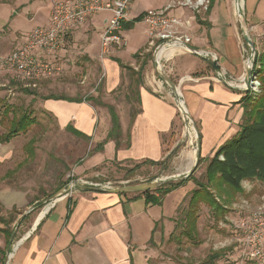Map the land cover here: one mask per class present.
Masks as SVG:
<instances>
[{"label": "crops", "instance_id": "1", "mask_svg": "<svg viewBox=\"0 0 264 264\" xmlns=\"http://www.w3.org/2000/svg\"><path fill=\"white\" fill-rule=\"evenodd\" d=\"M234 1L211 0L208 11L195 18L186 9L172 10L170 15L188 20L190 28L182 32L191 38L190 46L217 53L221 70L237 78L244 73V64ZM170 2L134 0L129 9L128 22L141 18L147 11L161 10ZM243 14L250 30H260L264 25V0H243ZM105 20L98 37L105 27ZM93 22L91 25H94ZM142 24L140 19L134 26ZM5 25L6 22L0 19V27ZM77 30L65 33L61 39V50L48 57L51 63L60 59L66 46L74 42L80 33ZM146 45L147 41L136 48L137 55L141 56ZM101 62V69L105 72L101 93L90 97L98 99L103 105L64 100H43L41 105L55 119L59 130L67 132V127H71L87 139L67 132L73 138L92 143V154L75 168V177L82 180H95L96 174L104 176L105 172L117 167L141 165L143 170L149 166H142L144 162L160 165L178 148L183 134V122L170 97L171 89L156 74L153 62H148L142 70L143 84L136 92L138 108L131 118L129 106L116 103L113 97L124 73L120 65L131 68L140 64L134 57L131 60L118 58ZM164 74L178 86L187 108L185 110L194 120L199 137L196 168L200 169L188 175L196 155L195 150L186 151L184 161L187 163H179L178 179L171 181L184 180L182 186L165 195L158 205L147 204L140 193L110 194L80 188L71 196L40 209L30 231L14 247L9 264H155V246L172 235L176 213L188 195L191 197L197 189L196 175L199 171L205 172L207 161L219 147L237 136L246 107L243 93L212 82L213 69L202 59L183 50L176 51ZM185 77L193 80L181 83L180 79ZM107 106L114 109L118 118L119 131L115 137H110L111 120ZM9 143L0 145V160L11 155ZM65 184L66 180L56 187L52 196L60 193ZM8 196L20 197V205L7 201ZM38 202L34 198L27 201L20 192L13 190L0 192V203L4 207L22 209L35 206Z\"/></svg>", "mask_w": 264, "mask_h": 264}, {"label": "rangeland", "instance_id": "2", "mask_svg": "<svg viewBox=\"0 0 264 264\" xmlns=\"http://www.w3.org/2000/svg\"><path fill=\"white\" fill-rule=\"evenodd\" d=\"M52 1L55 0H0V19L6 22L4 27H0V56L16 48L35 28L43 27L48 22ZM234 14L238 22L235 10ZM240 15L244 16L243 11H240ZM108 17V14L101 13L88 18V23L76 31L80 33L74 42L66 46L60 59H55L53 76L43 81L44 83L41 82L38 88L28 89L34 95L25 93L23 81L13 74L4 75V71L0 69V135L8 131L13 117L26 112L36 120V124L26 134H20L11 140V155L0 160V192L13 190L20 192L27 201L33 198L38 199V203L43 201L41 208L33 205L22 209L15 206L4 207L0 203V217L4 222L0 223V264H9L12 246L15 247L30 231L40 209L47 206L44 202L52 197L56 187L62 185L67 174L75 173V168L92 154L91 142L78 140L58 129L55 119L42 109V101L46 97L88 98L100 94L105 79L101 61L118 58L131 60L138 53L136 48L147 41L145 26L136 25L124 31L127 38L125 50L118 52L111 49L103 52L98 35L103 28L104 18ZM91 21H94V25H91ZM261 30L253 33L246 24L248 38L256 52L264 50V35L260 33ZM238 33L240 46L243 44L248 51L249 46L243 40L241 29ZM36 56L44 60L50 57L40 52ZM145 60L152 63V54L143 51L138 64ZM48 61L51 62L50 59ZM131 68L132 72H137L138 67ZM136 92L135 75L124 71L121 85L113 98L116 103L129 106L130 118L138 108ZM170 97L174 99L173 95ZM188 115L189 118L183 121L184 131L180 144L164 163L155 165L152 169L147 165L148 168L143 170L140 169L141 165L117 167L105 172L104 178L98 182H129L130 185H137L157 181L161 186L170 182L171 178H176L179 163H187L184 161V153L195 150L196 155L195 142L198 134L194 122L190 121H194L193 118ZM189 128L193 134L190 137L186 134ZM30 139L34 140L32 155L28 154L25 147ZM196 169L200 168L194 170ZM196 176V180L192 177L196 188L197 184L206 183L205 172L199 171ZM241 187V193L227 192L228 197L214 194L216 201L225 209L223 217L216 218L208 206L198 205L195 239H189L185 235V217L190 198L188 195L186 202L176 213L172 235L155 246V264H201L210 252L221 250L224 255L214 264H264V186L256 181H244ZM19 198L8 196L7 201H14L18 206L21 203ZM25 213L28 215L22 218ZM3 232L11 236L8 244Z\"/></svg>", "mask_w": 264, "mask_h": 264}, {"label": "built area", "instance_id": "3", "mask_svg": "<svg viewBox=\"0 0 264 264\" xmlns=\"http://www.w3.org/2000/svg\"><path fill=\"white\" fill-rule=\"evenodd\" d=\"M134 0H55L51 3V12L48 22L43 27L35 28L26 38L25 42L16 50L8 55L0 57V69L6 74H13L24 82L25 89H36L43 81L49 80L53 76V63L38 59V52L43 55H55L61 50V39L67 31L82 28L88 21V18L106 13L109 17L105 20V27L101 32L100 46L103 52L111 49L121 50L126 47L127 41L123 35V23L128 22V14L131 4ZM239 1V0H238ZM209 0H171V2L161 10H150L141 17V22L145 25V35L147 45L144 53L155 55L154 67L164 73L167 63L175 56L177 50H183L192 54L188 49L191 38L183 34L182 30H189L188 20H181L171 16L170 12L176 9H186L193 18L205 14L209 9ZM243 11L237 8V14ZM262 29V30H261ZM260 32L264 35V25ZM258 33L257 30H252ZM192 47V46H190ZM248 47V46H247ZM194 48V47H192ZM241 44L240 52L244 64V73L240 77H231L221 70L220 73L213 71L210 80L231 90L241 92L251 101L256 100L262 93V82L264 78V50L262 52H252ZM174 49L169 57L159 55L162 51ZM196 53L200 59H207L219 65L217 53L210 49H197ZM194 55V54H192ZM249 74L246 76V69ZM156 72V71H155ZM190 77L180 79L183 81H192ZM175 91H170L174 96V104L183 121H186L188 112H185V105L177 85ZM187 110V108H186ZM192 123L193 121L190 120ZM186 128V127H185ZM188 128V127H187ZM184 131V130H183ZM186 134H188V129ZM197 139L195 142V146ZM197 151V147H196ZM103 175L96 174L95 180H82L75 177V173L67 174L66 184L62 193L55 201L61 198L69 197L80 188L100 189L107 191L130 185L111 183L110 181L98 182ZM51 203L47 204L50 205ZM14 249V246H12Z\"/></svg>", "mask_w": 264, "mask_h": 264}, {"label": "trees", "instance_id": "4", "mask_svg": "<svg viewBox=\"0 0 264 264\" xmlns=\"http://www.w3.org/2000/svg\"><path fill=\"white\" fill-rule=\"evenodd\" d=\"M209 8L211 6V0ZM141 18H137L132 22L123 23L122 28L124 31L131 29L135 23L140 22ZM139 55H135L134 59L138 62ZM120 63L118 60H114ZM148 62L145 60L139 65L137 72H132L133 69L129 66H121L122 70L130 71L135 75V83L137 89L142 86V70ZM262 82V93L254 101L245 97L246 107L242 118L240 130L235 138L226 142L217 149L213 157L207 161L205 169V184H197V189L192 192L188 203V212L186 213L185 221L186 236L189 239H195L197 236L196 231V212L199 204H204L210 208L212 215L216 218L223 217L225 209L217 201L214 194L220 196H227V192L233 194L241 193V183L244 181H256L264 186V78ZM30 90V89H29ZM28 89L25 93L34 95ZM44 100H64L68 102L81 103L93 102L97 105H103L98 99L88 97L85 99H67L64 97H46ZM110 120L111 129L110 137H115L119 131V122L116 113L112 107L107 106ZM36 124V120L28 113H23L19 117L10 120V127L5 134L0 135V145L9 143L12 139L20 134H26L29 129ZM67 132L73 134L77 138L87 139L81 133L67 127ZM34 140L30 139L25 146L28 154L32 155ZM142 165L155 166L159 165L152 162H144ZM183 181L168 182L157 187L154 190L145 191L140 193L144 197L147 204L158 205L161 199L172 192L173 190L182 186ZM228 197V196H227ZM42 204L38 203L35 208H41ZM0 223L3 224V219L0 217ZM6 242L8 244L10 235L3 232ZM10 248L7 249V253ZM224 251L210 252L201 264H214L216 260L222 257Z\"/></svg>", "mask_w": 264, "mask_h": 264}, {"label": "water", "instance_id": "5", "mask_svg": "<svg viewBox=\"0 0 264 264\" xmlns=\"http://www.w3.org/2000/svg\"><path fill=\"white\" fill-rule=\"evenodd\" d=\"M234 4L236 5V7L238 8V0L234 1ZM244 16L238 14V22L240 24V29H241V34L243 36V40L246 42V44L250 47L251 51L254 52V47L252 46L251 40L248 38L247 35V31H246V24H245V20L243 18ZM188 49L192 52V54H194V56L200 58V56L196 53V50L190 46H188ZM204 62H206L212 69L214 72L216 73H220L221 72V68L220 66L215 63V62H210L207 59H202ZM153 62H155V55L153 56ZM156 74L164 81V83L169 86V88L172 91H175V86L174 84L165 76V74L163 72H161V70L155 68ZM249 74V70L248 68L246 69V76H248ZM196 147H197V151H198V147H199V138L197 136V143H196ZM196 151V153H197ZM198 164V155L196 154V158H195V162L193 165L192 170L189 171L188 175H190L192 173V171L197 167ZM178 178H171L170 180H176ZM160 186V183L157 181H153L151 183H140L137 185H128V186H124L121 188H117V189H112V190H107V191H101L100 189H93L96 191H101V192H107L110 194H128V193H142L145 191H150V190H154L157 187ZM63 191V190H62ZM62 191L58 194H55L54 196L50 197L49 199H47L44 204H49L50 202L56 200V198L62 193ZM30 213V212H28ZM26 215H28L27 213H25L23 215L22 218H24ZM13 251V249H12ZM8 258V257H7Z\"/></svg>", "mask_w": 264, "mask_h": 264}, {"label": "bare ground", "instance_id": "6", "mask_svg": "<svg viewBox=\"0 0 264 264\" xmlns=\"http://www.w3.org/2000/svg\"><path fill=\"white\" fill-rule=\"evenodd\" d=\"M234 6H235V11L237 12V7H236V5L234 4ZM242 6H243V0H239L238 1V7H239V9L241 10L242 9ZM174 52V49H171V50H169V51H162L161 53H160V55H159V59L160 58H162V57H169L172 53ZM185 112H186V110H185ZM191 135H193L192 134V130H191V128H189V130H188V136L190 137ZM193 137V136H192ZM40 219V218H39ZM11 256H9V258H10Z\"/></svg>", "mask_w": 264, "mask_h": 264}]
</instances>
